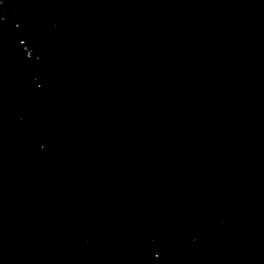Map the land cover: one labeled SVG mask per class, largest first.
Masks as SVG:
<instances>
[{
  "label": "water",
  "instance_id": "1",
  "mask_svg": "<svg viewBox=\"0 0 264 264\" xmlns=\"http://www.w3.org/2000/svg\"><path fill=\"white\" fill-rule=\"evenodd\" d=\"M0 15V264H264V0Z\"/></svg>",
  "mask_w": 264,
  "mask_h": 264
},
{
  "label": "snow or ice",
  "instance_id": "2",
  "mask_svg": "<svg viewBox=\"0 0 264 264\" xmlns=\"http://www.w3.org/2000/svg\"><path fill=\"white\" fill-rule=\"evenodd\" d=\"M5 3V0H0V5H3ZM5 19L4 15H0V21H3ZM20 43L23 45L26 43V41L24 39L20 40ZM25 51L28 52V56L31 58L33 56V52L28 51L27 48H25Z\"/></svg>",
  "mask_w": 264,
  "mask_h": 264
}]
</instances>
